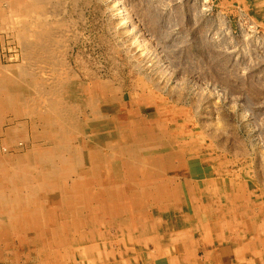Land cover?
<instances>
[{
    "label": "bare ground",
    "instance_id": "6f19581e",
    "mask_svg": "<svg viewBox=\"0 0 264 264\" xmlns=\"http://www.w3.org/2000/svg\"><path fill=\"white\" fill-rule=\"evenodd\" d=\"M48 2L0 0V30L9 25L22 56L18 66L0 63V137L9 118L23 120L3 145L47 146L23 157L0 149V243L15 256L0 251V264H161L165 248L185 238L189 220L170 207L182 197L193 208L240 206L246 219L244 204L258 207L264 188L254 162L228 156L188 119L175 130L118 120L119 87L103 83L101 100L58 56ZM214 191L217 199L202 204V192Z\"/></svg>",
    "mask_w": 264,
    "mask_h": 264
},
{
    "label": "rangeland",
    "instance_id": "374dc122",
    "mask_svg": "<svg viewBox=\"0 0 264 264\" xmlns=\"http://www.w3.org/2000/svg\"><path fill=\"white\" fill-rule=\"evenodd\" d=\"M46 5L56 52L71 71L94 86L101 100L108 98L97 89L103 83L119 87L118 120L175 130L176 120L188 119L225 154L254 162L264 173V0H51ZM8 27L0 30V63L14 67L22 64L21 49ZM41 72L38 66L36 73ZM147 95L153 102H144ZM179 110L187 116H178ZM18 125L28 124L6 121L0 149L12 157L46 149L33 139L19 142V152L7 149L4 134ZM180 199L181 207L172 203L171 213L186 219ZM70 216L66 240L74 237ZM6 248L0 243L5 257L15 258Z\"/></svg>",
    "mask_w": 264,
    "mask_h": 264
},
{
    "label": "crops",
    "instance_id": "0c3cea01",
    "mask_svg": "<svg viewBox=\"0 0 264 264\" xmlns=\"http://www.w3.org/2000/svg\"><path fill=\"white\" fill-rule=\"evenodd\" d=\"M258 207L244 204L246 219L239 208H193L186 199L185 238L169 244L161 264H264V188L258 193ZM203 201L217 199V192H202ZM240 194V193H238ZM238 200L237 197L234 198ZM195 200V199H194ZM241 199H239V202ZM195 201L191 200V204ZM188 204V205H187ZM192 208V209H191Z\"/></svg>",
    "mask_w": 264,
    "mask_h": 264
}]
</instances>
